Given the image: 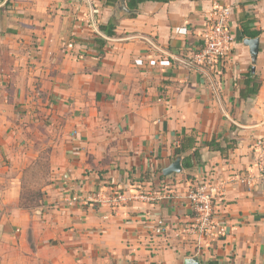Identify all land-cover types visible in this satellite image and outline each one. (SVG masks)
Instances as JSON below:
<instances>
[{"label":"crops","instance_id":"1","mask_svg":"<svg viewBox=\"0 0 264 264\" xmlns=\"http://www.w3.org/2000/svg\"><path fill=\"white\" fill-rule=\"evenodd\" d=\"M218 4L231 7L233 50L200 68L190 58ZM93 9L99 27L117 18L114 36L91 26ZM127 13L121 0H0V264H264L253 149L264 136V0L146 1ZM243 23L260 30L256 62ZM192 133L182 172L165 175ZM42 150L51 176L26 205L25 171ZM203 177L221 193V238L191 230ZM116 192L127 202H67Z\"/></svg>","mask_w":264,"mask_h":264},{"label":"built area","instance_id":"2","mask_svg":"<svg viewBox=\"0 0 264 264\" xmlns=\"http://www.w3.org/2000/svg\"><path fill=\"white\" fill-rule=\"evenodd\" d=\"M94 10V9H93ZM92 10L89 22L93 28L99 29V24L94 16L95 10ZM231 7L229 5H216L206 16L202 29V44L194 51L190 62L200 68L218 69L222 66L232 53L235 36L230 27ZM253 149L256 157V167L259 175L264 177V136L259 137L253 143ZM252 175L240 178L242 182H251ZM141 197L153 200L152 195L139 194ZM138 195V196H139ZM221 193L216 188L213 180L203 177L190 191V201L196 212V217L191 230L198 236L207 239H217L227 234V228L222 224L215 214V205L219 201ZM136 197V196H135ZM129 197L125 193L97 194L96 196H81L74 194L67 198L70 204L78 201L99 202L107 205H119L127 202ZM164 221L159 220L156 232L162 233Z\"/></svg>","mask_w":264,"mask_h":264},{"label":"trees","instance_id":"3","mask_svg":"<svg viewBox=\"0 0 264 264\" xmlns=\"http://www.w3.org/2000/svg\"><path fill=\"white\" fill-rule=\"evenodd\" d=\"M146 1H157V2L167 3V2L174 1V0H126L127 5L130 9V11L127 13V15L129 17H135L137 15V11L139 10L140 4H142ZM116 26H117V18L113 17L107 24H101L99 29L101 32H103L108 37H112L116 34V32H115ZM259 34H260V30H251V29H249V27L247 26L246 23L245 24L243 23L242 35L244 37L246 36V37L254 38V37H258ZM104 42L105 41H103V43ZM195 143H196V137H195L194 133L185 134L184 139L181 141V144H179V146L176 147V155L183 154L186 151L193 149L195 147ZM208 145L213 150L221 151L222 154L226 153V150L229 148V147L225 148V147L221 146L220 144H217L214 141L208 142ZM195 156L198 160L200 157L198 154V150L195 151ZM188 160L185 162V167L190 168L191 162H189ZM197 162L199 163V160Z\"/></svg>","mask_w":264,"mask_h":264},{"label":"rangeland","instance_id":"4","mask_svg":"<svg viewBox=\"0 0 264 264\" xmlns=\"http://www.w3.org/2000/svg\"><path fill=\"white\" fill-rule=\"evenodd\" d=\"M42 151V156L25 171V176H27L25 187L27 190L24 191L22 202L26 205H36L41 202V187L51 176V166L48 158L51 156V150Z\"/></svg>","mask_w":264,"mask_h":264},{"label":"water","instance_id":"5","mask_svg":"<svg viewBox=\"0 0 264 264\" xmlns=\"http://www.w3.org/2000/svg\"><path fill=\"white\" fill-rule=\"evenodd\" d=\"M121 6H122V9L124 11H126V12L130 11L125 0H121ZM245 44L248 45L250 48L252 61L256 62L257 56L259 53V38H247V39H245ZM181 159H182V156L178 155L176 160L173 163H171L168 167L163 169V173L165 175H169L172 173L182 172L183 168H182ZM186 264H199V263L196 260V258H192V259L188 260V262Z\"/></svg>","mask_w":264,"mask_h":264}]
</instances>
